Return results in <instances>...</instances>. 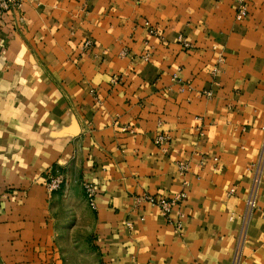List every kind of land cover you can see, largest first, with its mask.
I'll return each instance as SVG.
<instances>
[{
    "label": "crops",
    "instance_id": "crops-1",
    "mask_svg": "<svg viewBox=\"0 0 264 264\" xmlns=\"http://www.w3.org/2000/svg\"><path fill=\"white\" fill-rule=\"evenodd\" d=\"M236 10L235 0H25L3 15L2 264L58 256L50 166L65 203L73 185L97 186L101 264H231L264 137V0H248L243 19ZM181 191L168 218L137 200ZM242 241L239 264H264V163Z\"/></svg>",
    "mask_w": 264,
    "mask_h": 264
},
{
    "label": "rangeland",
    "instance_id": "rangeland-1",
    "mask_svg": "<svg viewBox=\"0 0 264 264\" xmlns=\"http://www.w3.org/2000/svg\"><path fill=\"white\" fill-rule=\"evenodd\" d=\"M54 169V166L46 169L47 179ZM71 189L73 197L66 203L61 199L62 185L56 191H47L49 195L57 194L60 202L56 205L59 228L55 238V252L58 255L55 261L58 263L50 260L45 264H101L94 241L92 210L86 201L82 182Z\"/></svg>",
    "mask_w": 264,
    "mask_h": 264
},
{
    "label": "built area",
    "instance_id": "built-area-1",
    "mask_svg": "<svg viewBox=\"0 0 264 264\" xmlns=\"http://www.w3.org/2000/svg\"><path fill=\"white\" fill-rule=\"evenodd\" d=\"M23 1L25 0H0V20L2 19L3 15L6 14L7 12L19 11ZM235 1L237 3L236 18L238 20L245 18L248 12L247 11L248 0H235ZM181 42L183 43L185 47H190V44L188 41L181 39ZM262 130L264 133V125L262 126ZM166 140H167V137L164 135H158L156 138L157 143H163ZM263 163H264V137H263L261 150H260L259 157H258V167H257L256 173L253 178V185H252V188L246 200V213L244 217L242 218V226H241L239 241L233 253L231 264H239L240 262L241 248H242V243H243L242 240L244 239V236H245L249 215L256 206V195L258 191V185L260 182L261 167ZM180 168L182 169L183 166L180 165ZM62 181H63V178L61 174L50 173L45 183V188L49 192L56 191L60 188ZM82 186H83L85 198H86L88 205L94 209L96 207V196L98 192L97 186L88 181H83ZM185 196H186L185 192L183 191L176 193L174 195H171L169 197L142 194L141 196L137 197V200L144 201L150 205L159 207L161 213L165 217L168 218L170 216L171 211L184 200ZM127 225H130V223H127ZM175 228L177 230L181 228L180 221L175 222Z\"/></svg>",
    "mask_w": 264,
    "mask_h": 264
}]
</instances>
